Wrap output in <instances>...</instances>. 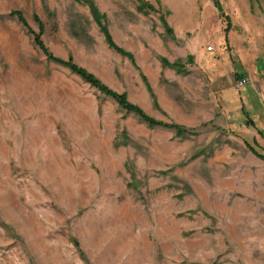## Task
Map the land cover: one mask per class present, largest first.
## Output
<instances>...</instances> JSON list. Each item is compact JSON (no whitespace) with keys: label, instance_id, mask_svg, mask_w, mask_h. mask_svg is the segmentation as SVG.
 I'll return each instance as SVG.
<instances>
[{"label":"rangeland","instance_id":"obj_1","mask_svg":"<svg viewBox=\"0 0 264 264\" xmlns=\"http://www.w3.org/2000/svg\"><path fill=\"white\" fill-rule=\"evenodd\" d=\"M90 1L132 61L78 0H0V264H264V161L244 144L264 152V0H218L225 38L210 0ZM14 10L53 55L196 133L148 127L46 60Z\"/></svg>","mask_w":264,"mask_h":264},{"label":"trees","instance_id":"obj_2","mask_svg":"<svg viewBox=\"0 0 264 264\" xmlns=\"http://www.w3.org/2000/svg\"><path fill=\"white\" fill-rule=\"evenodd\" d=\"M78 1H80L81 3H83L84 5L87 6L89 14L92 17V20L94 21V23L96 24L98 31L102 34L103 40H104V43L106 44V46L109 49L119 53L122 56L127 57L130 61H132L133 60L132 55L129 52L122 49L121 47L117 46L113 42V40H112V38H111L107 28H106L104 16L102 13H100L97 10V8L93 4V2L90 0H78ZM137 1H138V5H139L140 9L141 8H145V9H149V10L155 9L151 4H149L145 0H137ZM210 1H211L212 5L214 6V8L216 9L217 13L223 18V20L225 22V26H224V38H225L226 32L229 28L228 16L223 12L221 5H220V2L218 0H210ZM11 14L16 16V19L18 20V22L31 35L32 44L42 52V54L44 55L46 60L52 61L56 64H59L65 68H67L71 73L78 76L82 81L86 82L89 86L93 87L94 89H96L98 92L104 94L105 96L112 98L120 108L124 109L125 111H129V112L135 114V116H137V118L139 120H141L148 127H159V128L171 129L176 136H181V137H187L189 135H194L196 133L194 130L183 127V126L178 125L176 123L164 122L161 120L154 119L153 117H150L139 106L129 102L126 98L125 93L116 92V91L112 90L107 85L102 83L98 78H96L91 72L87 71L83 67L76 65L71 60L70 57H68L67 59H61V58L53 55L47 49V47L45 46V44L43 43V41L40 37L42 32H43V24L38 19L36 14H32L33 20L37 25V31L36 32L27 27L26 22H25L22 14L19 10H14L11 12ZM164 14H167V12H165ZM158 17H159V19L162 23V26L164 27L166 33H170L171 29L168 27L164 16L159 15ZM189 60H190V57L187 56L185 61L188 62ZM163 63L167 64L166 60H163ZM171 66L174 67L177 71L182 68V65L180 64L179 60L173 62L171 64ZM243 121H244V125H246V126H248V125L252 126L253 125V121H251V119L248 118V116ZM244 144L246 145V147L249 148V150L254 155H256L257 158L264 161V152L259 153L256 150H254L250 145H247L245 142H244ZM205 150L206 149L202 148V150H199L198 152H196V154H194V156L198 155L199 153H204Z\"/></svg>","mask_w":264,"mask_h":264},{"label":"built area","instance_id":"obj_3","mask_svg":"<svg viewBox=\"0 0 264 264\" xmlns=\"http://www.w3.org/2000/svg\"><path fill=\"white\" fill-rule=\"evenodd\" d=\"M246 82V79H240L235 83V87L240 88L244 83Z\"/></svg>","mask_w":264,"mask_h":264}]
</instances>
